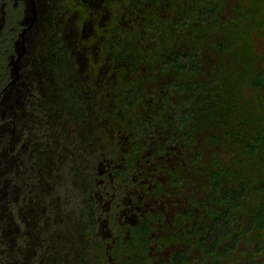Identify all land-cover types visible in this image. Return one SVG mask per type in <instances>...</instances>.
I'll list each match as a JSON object with an SVG mask.
<instances>
[{
    "label": "trees",
    "instance_id": "obj_1",
    "mask_svg": "<svg viewBox=\"0 0 264 264\" xmlns=\"http://www.w3.org/2000/svg\"><path fill=\"white\" fill-rule=\"evenodd\" d=\"M25 18L0 0V264H264V0ZM137 190L182 210L128 223Z\"/></svg>",
    "mask_w": 264,
    "mask_h": 264
},
{
    "label": "rangeland",
    "instance_id": "obj_2",
    "mask_svg": "<svg viewBox=\"0 0 264 264\" xmlns=\"http://www.w3.org/2000/svg\"><path fill=\"white\" fill-rule=\"evenodd\" d=\"M45 13V0H26V18L25 26H29L30 22L34 20V24L37 25L42 19ZM36 32L32 31L25 35L24 45L22 43L18 44L17 52L19 53L21 49L24 50L23 46L30 47L33 43V37ZM26 49V48H25ZM25 63L17 64L15 67V72L23 70ZM18 97H20V92L17 89H13L7 95L4 96L0 105V116H9L12 107L18 102ZM4 155L2 154V157ZM136 198V201L133 200ZM124 209L121 211L120 216L125 219L128 223H134L138 216L145 214L151 210H161L167 219L171 218L174 213L182 210V200L174 199L171 201H161L155 202L149 197H147L141 190L134 191L131 195L123 200Z\"/></svg>",
    "mask_w": 264,
    "mask_h": 264
}]
</instances>
